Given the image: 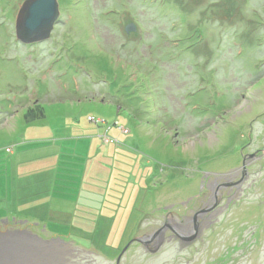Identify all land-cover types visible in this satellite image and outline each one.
Instances as JSON below:
<instances>
[{
  "label": "rangeland",
  "instance_id": "374dc122",
  "mask_svg": "<svg viewBox=\"0 0 264 264\" xmlns=\"http://www.w3.org/2000/svg\"><path fill=\"white\" fill-rule=\"evenodd\" d=\"M23 1L0 0V260L116 264L244 145L264 156V0H58L50 39L32 45L16 39ZM57 84L79 100L56 101ZM245 201L198 250L135 241L120 264L219 263L234 232L260 230L232 263L259 264L264 191Z\"/></svg>",
  "mask_w": 264,
  "mask_h": 264
},
{
  "label": "flooded vegetation",
  "instance_id": "af4514ba",
  "mask_svg": "<svg viewBox=\"0 0 264 264\" xmlns=\"http://www.w3.org/2000/svg\"><path fill=\"white\" fill-rule=\"evenodd\" d=\"M244 147L246 145L242 147L244 154L236 166L224 173L206 174L205 189L200 196L182 201L176 209L170 207L163 210L162 222L152 232L161 228L163 230L154 236L152 242L140 244L145 252L154 255L169 243H177L179 250L190 247L198 250L195 245L202 246L205 243V232H211L210 235L214 237L219 235L218 228H223L227 221H231L229 214L234 213L235 208H242L251 194L258 193L261 196L264 191V156L260 148L245 152ZM211 174L215 177L209 179ZM150 233L145 235L149 236ZM260 234V230L248 231L246 235L241 236L234 232L231 240L233 247H228L227 256L221 257L219 263L218 259H214L211 264H232L236 258L245 257L247 254L244 249L247 251L253 245L259 244L263 236V233ZM157 243H162L159 249ZM260 252L259 257H264V251ZM259 264H264V258Z\"/></svg>",
  "mask_w": 264,
  "mask_h": 264
},
{
  "label": "water",
  "instance_id": "95a60500",
  "mask_svg": "<svg viewBox=\"0 0 264 264\" xmlns=\"http://www.w3.org/2000/svg\"><path fill=\"white\" fill-rule=\"evenodd\" d=\"M59 18L60 8L58 0H24L16 16V39L23 45H32L47 41L50 39ZM135 30L136 27L134 24L126 27L127 32ZM162 230L163 228L151 236L144 235L134 238L118 256L117 264L120 263L121 257L129 245L135 241L146 245L148 241L154 238V235H158Z\"/></svg>",
  "mask_w": 264,
  "mask_h": 264
},
{
  "label": "trees",
  "instance_id": "16d2710c",
  "mask_svg": "<svg viewBox=\"0 0 264 264\" xmlns=\"http://www.w3.org/2000/svg\"><path fill=\"white\" fill-rule=\"evenodd\" d=\"M103 82L101 84H104V87H106L108 84H110L109 82L107 81H104L102 80ZM52 83V82H51ZM93 83V87H95L97 90L99 91H103V86L102 87H98L99 84H97L98 82H92ZM101 86V85H100ZM57 89V93H55L53 96L57 99L56 101H67V100H73L75 99V97L73 98L72 96L70 97V99H67L68 97L67 96H70L68 91L66 90V88L60 84V86L58 87V84L55 86ZM92 87V88H93ZM91 89H89L88 87H83L82 88V92H84L85 94L83 95V98L85 97L86 100H92L93 98L92 97H88L89 94H88V91H90ZM55 98H42L40 100H38L36 103H35V107L33 108H29L26 110V113L24 115V118L27 122H32V121H35V120H39V119H43L45 117V109H44V106L41 102H44L45 100L48 102L50 101H54ZM75 100H79V99H75ZM80 100H83V99H80ZM119 102V101H118ZM116 105V104H115ZM118 107L121 106V104H118L117 105ZM5 106H3L1 104V107H0V126L3 125L5 123V121L7 120V118L9 117L10 118V110L8 109H4ZM12 114V113H11Z\"/></svg>",
  "mask_w": 264,
  "mask_h": 264
},
{
  "label": "bare ground",
  "instance_id": "6f19581e",
  "mask_svg": "<svg viewBox=\"0 0 264 264\" xmlns=\"http://www.w3.org/2000/svg\"><path fill=\"white\" fill-rule=\"evenodd\" d=\"M7 245H9V244H7ZM22 246V245H21ZM18 247H20V245L19 246H17V247H14L15 248V250H17V248ZM5 247L4 246H2L1 248H0V250L1 249H4ZM19 251V250H18ZM1 253V252H0ZM2 257V255H0V258ZM9 258V257H8ZM8 258H5V259H8ZM4 258H2V260H0V264H11V260H9V261H7V260H5Z\"/></svg>",
  "mask_w": 264,
  "mask_h": 264
},
{
  "label": "crops",
  "instance_id": "0c3cea01",
  "mask_svg": "<svg viewBox=\"0 0 264 264\" xmlns=\"http://www.w3.org/2000/svg\"><path fill=\"white\" fill-rule=\"evenodd\" d=\"M71 140V139H70ZM85 233H91V231H87L86 229H85ZM93 233H96V232H93ZM92 234V233H91ZM93 237V236H92ZM94 239H95V237H93ZM107 238H108V236H107Z\"/></svg>",
  "mask_w": 264,
  "mask_h": 264
}]
</instances>
